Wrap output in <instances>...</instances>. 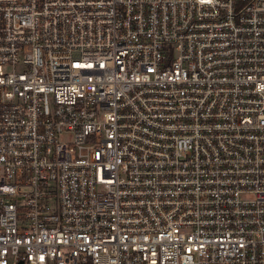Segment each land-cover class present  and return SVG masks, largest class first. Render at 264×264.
<instances>
[{
    "label": "built area",
    "instance_id": "1",
    "mask_svg": "<svg viewBox=\"0 0 264 264\" xmlns=\"http://www.w3.org/2000/svg\"><path fill=\"white\" fill-rule=\"evenodd\" d=\"M264 264V0H0V264Z\"/></svg>",
    "mask_w": 264,
    "mask_h": 264
},
{
    "label": "water",
    "instance_id": "2",
    "mask_svg": "<svg viewBox=\"0 0 264 264\" xmlns=\"http://www.w3.org/2000/svg\"><path fill=\"white\" fill-rule=\"evenodd\" d=\"M18 264H23V261H19V263Z\"/></svg>",
    "mask_w": 264,
    "mask_h": 264
}]
</instances>
